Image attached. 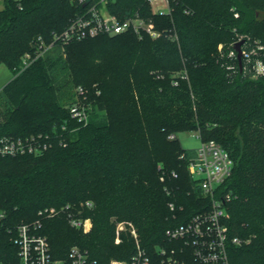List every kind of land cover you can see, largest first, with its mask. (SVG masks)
Returning a JSON list of instances; mask_svg holds the SVG:
<instances>
[{"label":"trees","instance_id":"trees-1","mask_svg":"<svg viewBox=\"0 0 264 264\" xmlns=\"http://www.w3.org/2000/svg\"><path fill=\"white\" fill-rule=\"evenodd\" d=\"M2 2L0 64L13 78L0 91V135L49 133L52 146L0 159V211L21 223L56 207L40 229L56 257L77 245L102 264L129 259L136 240L124 229L116 241L121 221L134 224L148 253L171 247L166 230L211 207L188 169L194 154L178 138L196 131L221 143L234 162L217 197L226 200L230 235L249 242L230 245V264H264V74L228 67L238 34L264 44V0H170L166 14H155L147 0H110L111 12L124 18L139 11L161 36L57 41L22 71V56L36 51L38 38L50 44L84 7L72 0ZM79 87L92 103L86 123L70 113ZM68 204L91 217L89 232L69 223ZM13 237L0 233V264L19 263Z\"/></svg>","mask_w":264,"mask_h":264},{"label":"built area","instance_id":"built-area-1","mask_svg":"<svg viewBox=\"0 0 264 264\" xmlns=\"http://www.w3.org/2000/svg\"><path fill=\"white\" fill-rule=\"evenodd\" d=\"M83 4V12L71 19L69 25L61 32L54 34V41L46 43L39 37L35 52H26L21 59L20 71L28 68L33 61L59 41L63 45L88 37L99 35H119L133 32L143 37L161 36L152 20L146 18L139 11L121 18L109 9L110 0H72ZM155 14H166L171 10L170 0H147ZM238 16V13H236ZM173 38L178 39L177 34ZM241 45L242 58L239 61L238 52L232 43L228 56L233 62L228 67L236 70L241 67L251 77L257 78L264 74V44L249 34H238ZM233 46V47H232ZM222 51V44L219 46ZM187 77V75H183ZM178 81H174L177 84ZM82 87L78 88V95L83 94ZM88 105L81 98L70 106L71 116L79 122L89 119ZM66 128V125H63ZM198 133V132H197ZM200 137V134L198 133ZM189 159L188 169L191 176L198 182L202 192L211 199L210 209L198 212L188 221L169 227L166 236L175 245L160 246L153 254L142 247L137 230L132 222L121 221L117 225L116 241L120 242V231L129 229L136 240V250L129 259H111L108 264H230V245L241 246L249 239L231 236L228 225L229 212L225 207L226 200L217 197L218 187L232 174L233 159L228 150L216 140H202ZM52 146L49 133H34L28 135H0V159L8 156L23 154L40 155ZM162 179H164L162 177ZM229 197H227L228 199ZM91 207L92 201H86ZM174 209L173 203H170ZM69 223L84 232H89L93 226L91 217H84L81 212L75 214L70 204L63 207ZM59 210L45 207L39 211V218L30 222L13 223L5 211H0V233L8 230L14 234V243L18 246V264H102L91 258L86 249L74 245L66 257H56L46 234L40 232L42 220L56 215Z\"/></svg>","mask_w":264,"mask_h":264},{"label":"rangeland","instance_id":"rangeland-1","mask_svg":"<svg viewBox=\"0 0 264 264\" xmlns=\"http://www.w3.org/2000/svg\"><path fill=\"white\" fill-rule=\"evenodd\" d=\"M3 7V2L2 0H0V9ZM260 17L263 16V14H259ZM145 36V35H144ZM152 38V37H151ZM254 38V37H253ZM155 39V38H153ZM257 39V38H255ZM260 40V39H258ZM241 41V39L235 40V42H239ZM233 47V46H232ZM228 48V44H222V49H227ZM264 56V53L261 55ZM13 78V73L12 71L7 67V65H5L4 63L0 64V91L2 90L3 86ZM76 91V89H75ZM76 93V92H75ZM73 100H78L80 99V95H78L76 93V95L74 96V98H72ZM88 105L92 106V103L90 101L87 102ZM178 138L182 144V146L186 149L189 150V152L191 154L195 153V150L199 147L200 145V137L198 136V133L196 131H184L178 134Z\"/></svg>","mask_w":264,"mask_h":264},{"label":"water","instance_id":"water-1","mask_svg":"<svg viewBox=\"0 0 264 264\" xmlns=\"http://www.w3.org/2000/svg\"><path fill=\"white\" fill-rule=\"evenodd\" d=\"M90 0H87V2L85 4H87ZM243 44V41H239V42H236L234 44V48L235 50L238 52V58H239V61H241V58H242V49H241V45Z\"/></svg>","mask_w":264,"mask_h":264}]
</instances>
